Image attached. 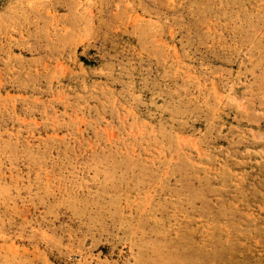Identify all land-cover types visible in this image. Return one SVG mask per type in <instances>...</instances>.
<instances>
[{"label":"rangeland","instance_id":"rangeland-1","mask_svg":"<svg viewBox=\"0 0 264 264\" xmlns=\"http://www.w3.org/2000/svg\"><path fill=\"white\" fill-rule=\"evenodd\" d=\"M0 264H264V0H0Z\"/></svg>","mask_w":264,"mask_h":264}]
</instances>
